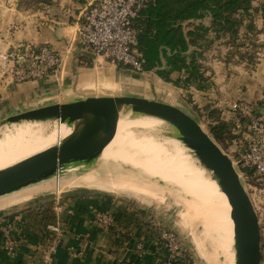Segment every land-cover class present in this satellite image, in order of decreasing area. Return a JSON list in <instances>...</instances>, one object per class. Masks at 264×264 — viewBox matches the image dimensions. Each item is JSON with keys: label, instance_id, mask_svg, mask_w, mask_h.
Masks as SVG:
<instances>
[{"label": "crops", "instance_id": "crops-1", "mask_svg": "<svg viewBox=\"0 0 264 264\" xmlns=\"http://www.w3.org/2000/svg\"><path fill=\"white\" fill-rule=\"evenodd\" d=\"M90 1L0 0L1 51L20 45L46 44L66 55L64 74L58 81L50 76L18 83L0 80V118L79 97L104 96L86 89L90 82L97 85L101 79L136 83L137 90L146 89L150 83L141 76L147 73L164 85V89L155 87L157 92L170 94L161 101L179 107L201 125L203 122L209 128L214 122L206 116L207 107L217 110L219 120L231 122L234 137L227 147L219 145L230 157H235L246 143L247 124L230 110L229 104L246 101L264 119V0L252 1L251 16L243 17L238 28L236 46L219 38L204 50L202 62L211 80L204 89L178 87L164 81L153 70L136 72L101 56L88 63L79 58L78 46L70 47L69 43L74 41L81 14ZM210 20L207 15L191 23L209 26ZM181 75L179 71L170 73L173 80ZM35 195L31 201L15 204L0 215V220L9 223L13 238L19 240L10 252L3 247L0 233V264H37L43 226L56 216L61 218L64 229L51 264H180L176 260L168 261L166 256L162 261L161 246L152 234L153 223L110 196L71 193L61 197L66 209L57 212L55 201L51 205L45 196L33 198ZM98 212L112 213L113 223L108 226L98 223L95 219Z\"/></svg>", "mask_w": 264, "mask_h": 264}, {"label": "water", "instance_id": "water-1", "mask_svg": "<svg viewBox=\"0 0 264 264\" xmlns=\"http://www.w3.org/2000/svg\"><path fill=\"white\" fill-rule=\"evenodd\" d=\"M123 111L161 119L170 127L168 133L195 156L226 197L233 225L234 264H261V226L258 214L233 158L197 119L175 105L153 98L136 95L79 97L2 118L1 125L58 120L72 130L57 145H51L1 169L0 199L36 185L47 184L48 187L36 194L35 198L51 187V178L55 182V178L69 167L95 162L115 136L120 112ZM54 187L56 190L60 188ZM53 194H59V191ZM10 207L0 208V215L9 211Z\"/></svg>", "mask_w": 264, "mask_h": 264}, {"label": "built area", "instance_id": "built-area-1", "mask_svg": "<svg viewBox=\"0 0 264 264\" xmlns=\"http://www.w3.org/2000/svg\"><path fill=\"white\" fill-rule=\"evenodd\" d=\"M152 1L92 0L88 2L81 14L74 41L70 42L69 46L77 45L79 58L83 57L87 63L101 56L116 65H122L136 72H144L140 54L136 50L139 30L133 21L139 11ZM65 56L61 51L46 44L20 45L10 50H0V80L18 83L50 76L58 81L64 74ZM229 108L247 124L246 143L233 157V161L239 169H251L252 176L258 182L255 188L262 192L264 191V119L258 116L253 105L246 101H232ZM242 173L246 177V174ZM54 200L55 211L61 212L66 209L59 194L54 196ZM95 219L101 225L108 226L113 223L114 215L98 212ZM63 229L59 216L43 226L37 264L52 263ZM152 231L157 243L165 251L162 261L166 256L168 261L180 262L181 249L175 234L154 223ZM0 233L3 237V247L10 252L14 251L19 240L11 235L9 223L0 220Z\"/></svg>", "mask_w": 264, "mask_h": 264}, {"label": "bare ground", "instance_id": "bare-ground-1", "mask_svg": "<svg viewBox=\"0 0 264 264\" xmlns=\"http://www.w3.org/2000/svg\"><path fill=\"white\" fill-rule=\"evenodd\" d=\"M27 123L35 124L19 130L15 124H10L0 134V170L51 145H57L72 130L70 126L58 120L45 121L43 126L38 121H24L17 124ZM162 129L170 130V127L161 119L155 117L135 119L131 118L129 112H120L116 134L100 152L95 161L96 169L69 180L56 177L53 185L57 186V183H62L63 180L69 184H80L83 180L79 178L90 176L98 182L103 181L111 184H107L111 192L130 193L133 191L132 195L145 201L144 198L147 194H141V192L139 194L132 187H126L128 182L125 179L139 185L136 178L147 180L149 184L162 181L169 188L176 189L178 193H183L186 196L183 201L194 211L196 218L202 221L203 227H207L209 221L199 216L196 208H203L204 205L213 208L219 219L217 223L229 241L232 252L231 264H234L233 225L229 217L230 207L225 195L219 189L216 181L211 178L210 173L200 166L190 153L186 152V148L180 141L175 138L160 140L158 139L160 136L156 138L154 132ZM132 153H135L136 157L129 161ZM167 167L171 168L174 177L168 174L169 171L166 172ZM100 174L104 176L96 179L95 176ZM106 179L111 180L105 181ZM37 186H42L43 190L48 187L47 184L33 187ZM21 195H23L22 192L4 199L0 202V207L18 203ZM202 199L207 204H204Z\"/></svg>", "mask_w": 264, "mask_h": 264}, {"label": "rangeland", "instance_id": "rangeland-1", "mask_svg": "<svg viewBox=\"0 0 264 264\" xmlns=\"http://www.w3.org/2000/svg\"><path fill=\"white\" fill-rule=\"evenodd\" d=\"M147 78L148 83H150V87L147 86L146 89L137 90L135 88L136 83H127L123 81L122 83L118 82L117 80H109L108 78L100 80V83L95 85V82H90L88 84L90 89L89 93H96V94H104V95H136L146 98H153L156 100H165L168 99L169 93L167 92H157L155 87H160L164 89V85L157 82L155 80V76L152 77L151 74H144L141 76V79ZM152 77V78H151ZM151 78V79H150ZM154 79V83L153 82ZM102 81V82H101ZM166 89V88H165ZM168 90V89H167ZM131 118L135 119H148L150 117L143 116V115H136L131 114ZM6 117V116H4ZM3 117V118H4ZM2 118H0L1 120ZM42 126L44 122H38ZM35 123H27V124H15L16 128L25 129L33 126ZM202 127L210 133L209 128L202 122ZM8 127L7 124L1 125L0 124V134L6 130ZM3 130V131H2ZM156 138L160 140H166L173 138L167 130H157L154 132ZM213 137V135L210 133ZM214 138V137H213ZM218 143V141L215 139ZM219 144V143H218ZM187 153H190L188 149H185ZM193 158L195 156L190 153ZM136 157L135 153H132L129 157V161H132ZM237 167V165H236ZM96 169V162H93L90 165L80 164L78 166L69 167L67 171H64L60 174L59 177L64 178L65 180H69L71 178L79 177L86 173H89L90 170ZM168 168V167H167ZM171 168L165 169L166 172L169 171V175L174 177V174ZM238 171L240 172L242 182L244 186L252 198V202L255 206L256 212L258 214L260 226H261V250H262V261L261 264H264V191L260 192L255 186L258 185V182L255 180V177L251 176L244 177L242 171L237 167ZM104 175H96V179L99 177H103ZM83 180L80 184L76 183H66L65 180L62 183H57V186L60 184H65L64 186H60L59 190H56L53 185V178H51V187L40 196H45V198L49 199V203L52 205L54 200V196L56 191H59V197L69 195L71 193H78V192H85V193H92V194H99L104 196H110L115 199L120 205L129 206L137 211L147 220L149 223H154L160 225V227L164 229L171 230L177 240L178 245L181 249V254L187 255V264H231L232 263V252L230 250L229 241L224 235L223 230H221L220 225L218 222V217L216 216L215 211L211 207H206L204 205L203 208H196L199 216L208 220V226L203 227L201 224L202 221L196 218L195 213L188 207L185 200V195L182 193H178L176 189L169 188L164 182L159 181L158 183H148L147 180H141L140 178H136L137 182L140 183H133L129 179H125L127 185L126 187H132L135 191H138L140 194H147V196L141 200V198L132 195L133 191H130L128 194L127 192L123 193H116L111 192L109 186H107V182H98L92 177H82L79 178ZM116 179V178H115ZM111 179H106L105 181H110ZM113 184V183H112ZM75 185V186H74ZM111 185V184H108ZM144 185V186H143ZM30 187V186H28ZM27 187V188H28ZM123 189L122 187H119ZM165 188V189H164ZM42 186L31 187L22 192L19 198L18 203L12 204V207L15 204H20L24 201L30 200L34 194H38L43 190ZM38 191V192H37ZM37 192V193H36ZM176 192V193H175ZM18 194V193H17ZM198 194V193H197ZM16 195V194H15ZM28 195V196H27ZM201 198L202 196L198 194ZM25 197V198H24ZM147 198V199H146ZM2 199V198H1ZM0 199V200H1ZM2 199L1 201H3ZM32 200V199H31ZM30 200V201H31ZM204 204H207L204 199H202ZM0 201V202H1ZM11 206V205H10ZM10 206H1L0 208L10 207ZM11 207V208H12ZM6 208V209H7ZM10 209V208H9ZM201 211V212H200ZM8 212V211H7ZM4 212V213H7ZM2 213V214H4ZM200 217V218H201ZM200 222V223H199ZM223 250V251H220ZM219 251V252H218Z\"/></svg>", "mask_w": 264, "mask_h": 264}, {"label": "trees", "instance_id": "trees-1", "mask_svg": "<svg viewBox=\"0 0 264 264\" xmlns=\"http://www.w3.org/2000/svg\"><path fill=\"white\" fill-rule=\"evenodd\" d=\"M252 1L153 0L139 11L133 21L139 30L136 50L140 54L143 71L153 70L164 81H171L178 87L207 88L211 80L202 62L204 50L219 38H225L226 44L236 46L238 28L243 17L251 16ZM207 15L211 19L209 26L191 23ZM173 71L182 75L173 80L170 77ZM206 114L207 118L214 120L209 124L210 133L222 147H227L234 137L231 122L219 120L214 108L207 107ZM240 170L246 177L252 174L249 168ZM161 251L165 253L162 248ZM187 261V255L181 254L180 264L189 263Z\"/></svg>", "mask_w": 264, "mask_h": 264}]
</instances>
